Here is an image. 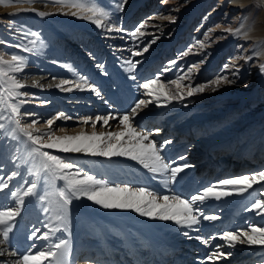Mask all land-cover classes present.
<instances>
[{
  "label": "bare ground",
  "instance_id": "bare-ground-1",
  "mask_svg": "<svg viewBox=\"0 0 264 264\" xmlns=\"http://www.w3.org/2000/svg\"><path fill=\"white\" fill-rule=\"evenodd\" d=\"M108 2L96 0L103 8ZM226 2L251 12L240 24L239 35L218 43L221 48L217 49V54L221 57L231 39L240 36L245 41H253L250 53L243 54L248 59L239 65L242 69L236 76H227L233 82L221 84L216 90H213L214 86L207 87L192 96L184 94L182 99L168 101L161 97L157 101L141 87L147 80L157 78L148 66L139 63L132 72H128L129 65L117 57L108 60L98 58L97 63L92 64L90 55L77 56L74 47H70L71 54H62L57 44L59 39L66 37L68 26L76 27L77 33L97 27L89 19L80 18L88 14L86 9L69 7L53 0H0V46L4 48V57L10 60L11 55L17 54L26 59L21 72H12L4 66L8 72L5 80L15 76L26 85L20 91L28 95L12 101H27L20 106L18 118L21 124H33L30 131L34 136L50 130L46 123L48 119H54L51 130L58 136L121 131L123 126H118L119 118L139 100L151 101L146 108L142 106L137 110L133 126L150 132V139H154L158 146L164 144L161 155L166 163L173 167L184 163L191 165L179 173L175 181L165 183L170 173H152L125 156L106 158L43 150L75 162L77 167L70 171L79 169L81 177L87 173L110 185L148 187L158 195H182L184 199L212 185L217 191H230L231 187L220 185V181L264 170V100L259 99L264 91V73L260 71V65L264 64V3L261 0H225L223 5ZM209 7L207 12L213 15L220 10L221 4L207 0L204 10ZM104 9L117 12L114 4ZM40 12L46 15H40ZM71 12L78 15L73 16ZM41 46H45V51L50 54L48 59H54V64L40 58L44 56ZM101 63L104 71L97 67ZM81 76L88 79V84L80 80ZM209 76L199 72L186 81L192 85L195 80L204 81ZM62 81L69 83L57 87ZM93 83L101 95L90 90L89 85ZM177 83L182 85L181 81ZM249 83H253L251 88H248ZM77 84L80 88L76 87ZM158 84H161L160 79ZM169 91L173 92V87ZM59 113L72 119H56ZM2 114L5 117L11 115L8 111ZM109 114L114 119L107 126L100 121L93 129L90 123H82L86 117L91 116L94 120L96 116ZM0 122L6 125L0 130V178L7 180L13 172L18 173L9 181V189L0 192V209H3L15 207V200L7 195L9 190H24L29 181L36 179L33 173L40 169L41 158L31 152L33 145L18 129L13 131L14 123L8 119ZM44 140L46 142L47 137ZM169 140L170 144L164 143ZM181 156L184 159H179ZM61 187L62 180L49 184L45 174H41L37 193L47 194V199L41 201L38 196L25 197L9 240L0 243V264H17L23 255L47 250L59 239L68 240L66 264H169V260L172 264H264V245L228 247L225 241L218 239L224 231L264 225V215L250 210L254 200L264 198L259 184L243 194L207 198L199 205V211L220 218L208 221L201 217L200 224L194 228L141 216L131 210L104 209L82 197L74 199L70 206L68 231H64V225L54 219L55 193ZM56 227L60 230L50 233V239L32 238L34 229L39 230V235ZM197 236L202 239H196ZM203 240L208 243H203ZM220 245L224 247H218ZM216 252H230L231 255L208 260V256Z\"/></svg>",
  "mask_w": 264,
  "mask_h": 264
},
{
  "label": "snow or ice",
  "instance_id": "snow-or-ice-1",
  "mask_svg": "<svg viewBox=\"0 0 264 264\" xmlns=\"http://www.w3.org/2000/svg\"><path fill=\"white\" fill-rule=\"evenodd\" d=\"M55 3H63L66 6L78 8L81 10L86 9L88 14L81 16L80 18H87L98 27H107L103 24V20L107 19L111 13L100 7L96 0H53ZM126 0H116L115 10L123 11ZM264 3V0H261ZM259 6V5H257ZM40 15H46V13L40 12ZM67 14V13H66ZM71 15L77 16V12H71ZM166 19H169L166 17ZM174 22V19L172 20ZM253 26L255 21L252 22ZM143 25L137 27L136 32L131 33L132 36H136L137 32H140V28ZM116 31H121L117 28ZM233 35H239L241 29H237L232 32ZM141 36L144 33H140ZM247 35V33H244ZM155 39V38H154ZM149 41V45L154 42ZM145 45L143 52L148 51V46ZM31 51L30 49H26ZM190 51V49H189ZM141 52H136L135 55H141ZM184 56L188 55V52L183 53ZM251 59V57H249ZM129 67L126 69L128 72H132L140 61H127ZM171 63H175L174 61ZM26 59L23 56L13 54L10 60H5L3 56H0V121L8 119L16 126L15 130H19L33 145L31 152L41 158L40 169L33 173L36 179L28 182L29 186L24 190H9L7 195H10L15 200V207H5L0 209V243L6 242L10 238V233L13 232L15 227V220L20 215L21 210L25 204V197L38 196V199L45 201L47 194L38 195V181L41 179V174L44 173L47 177L49 184H54L56 180L63 181V187L56 190L55 200V211L56 214L54 219L64 225V231L67 229V221L70 212V206L74 199L87 198L89 201L94 202L96 205L103 207L104 209H121L131 210L139 213L141 216L150 217L152 219H158L162 221H173L177 225L187 228H194L203 220L214 221L219 219L218 216L204 215L199 211V205L202 204L207 198L220 199L221 197L231 196L233 194H243L248 192L249 189L253 188V185L259 184L261 190L264 191V170H259L252 175H242L240 177L224 179L220 181L222 186H230V191H217L216 186L204 187L198 194H193L189 199L182 198V195H158L156 192L150 190L148 187H130L128 185H110L103 179H97L94 175L84 173L81 177L79 169L76 172L70 171L76 168L75 162L66 161V158L59 155H53L49 151L43 149L57 150L63 153H84L92 156H102L106 158H112L116 156H125L131 160L137 161L143 165L144 168L148 169L152 173H170L167 179L164 181H175L179 173L185 169L191 167L188 163L173 167L171 164L166 163L164 157L161 155L164 144L157 145L154 139H150L151 133L143 130H138L134 127L135 116L137 110L141 107H147L151 101L139 100L135 103V106L119 118L118 126H123L121 131H108L105 133L92 134L80 133L78 135H55V132L51 130V126L54 123V119H48L46 121L49 125V131L41 136H34L33 132L30 131L34 127L33 124L22 125L21 120L18 118L21 114V105L27 103L26 100H19L13 103V99L16 97L27 96L28 93L20 91L26 87L25 84L21 83L15 76L8 77L5 70L12 72H21L25 67ZM97 67L104 71L103 64H98ZM234 65L225 66V71L229 70ZM260 71L264 73V64L260 65ZM239 73V68L235 69L233 75ZM133 79L135 77H132ZM182 80L183 77H179ZM80 80L85 84H88V79L81 76ZM159 77L156 79H149L143 83L141 87L146 90V94L158 101L161 97L171 101L173 99H182L184 93L180 91L181 85L177 83L176 94H170L169 91H165L164 84H158ZM226 75H219L216 79L212 80L209 84L200 85L198 87L191 88L187 92L188 96H192L196 92H203L205 88L214 86L213 90L219 88L221 84L232 83ZM69 81H62L57 87H62L64 84H68ZM52 87V85H48ZM80 88V84L76 85ZM90 90L95 92L98 96L101 95L99 90L95 87L94 83L89 85ZM70 90V89H65ZM4 111L10 112V116L5 117L2 113ZM56 119L63 118L64 120L72 119L71 116H67L64 113H59ZM114 117L109 114L106 116H96L95 119L91 116L86 117L82 120L83 124H89L93 129L96 127V123L102 121L104 126L109 124V121ZM6 128L5 123L0 122V130ZM57 130L63 131L62 128ZM39 131V129H36ZM157 131H159L157 129ZM44 137H47L45 142ZM148 141L147 143H145ZM170 144L171 141L164 142ZM184 159V157H179ZM18 173L13 172L7 180L0 178V192L4 189H9V181L13 177L17 176ZM195 206V207H194ZM46 211L48 209H45ZM250 210H256L258 215H264V198L256 199L251 204ZM199 213V214H197ZM45 227H48L47 225ZM60 228H49V231L37 234L38 229H34L32 233L33 239H50V233L54 234L59 231ZM185 236H189L188 232H184ZM196 239L200 240L201 237L197 236ZM218 239L225 241L228 247H235L237 244L244 245H264V225L255 226L250 225L246 230H233L224 231L219 235ZM203 243H208L207 240H203ZM218 247H224L220 245ZM69 255L68 240L59 239L57 243L53 244L50 248L43 251H37L35 254L28 253L23 255L17 264H44L45 261L48 264H66V257ZM225 255H231V253L216 252L208 256V260H216L224 257Z\"/></svg>",
  "mask_w": 264,
  "mask_h": 264
},
{
  "label": "rangeland",
  "instance_id": "rangeland-1",
  "mask_svg": "<svg viewBox=\"0 0 264 264\" xmlns=\"http://www.w3.org/2000/svg\"><path fill=\"white\" fill-rule=\"evenodd\" d=\"M213 1L221 4V7L217 13L210 15L207 12L210 7L204 10L207 0H126L123 11L110 12L106 21L103 20L107 27L97 26L77 33V28L70 25L66 39L61 37L57 45H60L59 48L65 55L71 54L70 47L77 50V56L90 55L92 64H96L98 58L108 60L117 57L124 63L129 60L140 61L141 65L148 66L159 77L160 82L166 86L165 91L173 87L174 93L169 92L176 94L177 83L172 82L181 81L182 87L179 90L187 94L191 88L188 87L190 82L186 80L190 76L199 72L210 75L204 81L195 80L191 87L210 84L219 75L236 76L237 74L233 75L235 69H242L239 65L248 59L243 54L252 50L251 39L245 41L237 36L228 42L227 51L218 57L217 51L221 48L219 44L232 38L233 34L228 30L235 32L240 29V24L251 12L229 2L223 5L225 0ZM108 3L115 5L114 0H109ZM203 20L204 24L200 25ZM140 25H143L140 32L132 36L131 33L136 32ZM117 28L121 31H116ZM141 32L144 33L143 36ZM153 39L154 42L149 45V41ZM145 45H149L147 52H143ZM41 48L44 56L40 58L54 64V59H48L50 54L45 51V46ZM3 51L4 48L0 46V56L4 57ZM136 52L142 54L137 56ZM184 52H188V55L184 56ZM213 60L216 62L212 63ZM173 61L175 63H171ZM226 65L235 67L225 71ZM179 77L183 79L179 80ZM252 86L253 83H249L248 88ZM263 94L264 91L259 99L264 100ZM167 262L172 264L170 260Z\"/></svg>",
  "mask_w": 264,
  "mask_h": 264
}]
</instances>
